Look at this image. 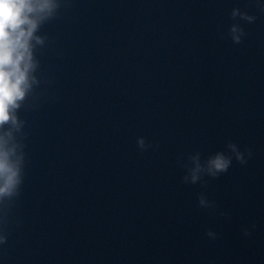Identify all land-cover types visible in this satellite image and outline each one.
<instances>
[{
  "label": "water",
  "instance_id": "95a60500",
  "mask_svg": "<svg viewBox=\"0 0 264 264\" xmlns=\"http://www.w3.org/2000/svg\"><path fill=\"white\" fill-rule=\"evenodd\" d=\"M236 3L257 15L239 44L226 35ZM41 32L5 264H264V13L249 0H67ZM229 139L252 148L245 165L183 183L180 157Z\"/></svg>",
  "mask_w": 264,
  "mask_h": 264
},
{
  "label": "clouds",
  "instance_id": "9594fccd",
  "mask_svg": "<svg viewBox=\"0 0 264 264\" xmlns=\"http://www.w3.org/2000/svg\"><path fill=\"white\" fill-rule=\"evenodd\" d=\"M255 8L264 13V0H249ZM67 0H0V253L9 239L8 216L13 203L19 197L25 179L26 143L25 119L21 110L31 97L36 100L35 92L41 84V59L38 49L47 45L48 37L41 32L42 26L55 18ZM232 22L226 35L239 44L246 32L241 21L253 23L257 15L247 6L234 4L229 12ZM140 150L151 147V141L145 136L136 137ZM253 156L249 146L241 147L232 139L226 141L223 148L209 152L206 156L198 149L182 156L184 169L182 181L185 184L206 185L205 177L216 178L228 172L233 160L245 165ZM201 208L216 209V202L206 192L197 193ZM219 215L227 217L223 210ZM256 227L253 223L245 226V236ZM206 236L212 240L218 233L212 228L206 229ZM0 264H5L0 255Z\"/></svg>",
  "mask_w": 264,
  "mask_h": 264
}]
</instances>
